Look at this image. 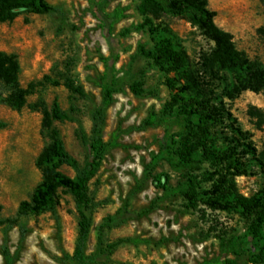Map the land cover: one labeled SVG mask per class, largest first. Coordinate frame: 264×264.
<instances>
[{
  "label": "rangeland",
  "instance_id": "374dc122",
  "mask_svg": "<svg viewBox=\"0 0 264 264\" xmlns=\"http://www.w3.org/2000/svg\"><path fill=\"white\" fill-rule=\"evenodd\" d=\"M55 0L56 13L25 14L11 24L0 25V51L15 55L18 83L34 89L26 106L14 109L9 93L0 94V222L16 217L20 204L29 201L41 182L36 160L52 138L42 128V111L57 100L70 120L53 123L65 150L77 169L63 166L61 172L74 178L87 165L91 153L81 140L80 126L90 142L94 120L101 123L100 139L110 147L88 184L91 219L86 256L92 264H201L220 253V236L244 235L252 221L238 212H214L203 205L191 210L179 196L165 197L154 188L152 177L170 176L173 187L182 181L165 159L175 149L174 137L164 146L165 132L174 122L163 120L161 111L185 82L166 67H159L142 47L153 52L161 39H168L184 55L187 73L201 86L217 110L213 133L222 147L237 139L236 130L247 133L257 151L264 149V127L257 130L250 109L264 115V89L244 92L233 101L225 98L233 78L212 61L214 44L194 27L188 17L163 15L154 22L155 40L148 28L140 30L141 0ZM216 13L215 24L233 37L236 49L250 62L264 67V0H207ZM101 5V6H99ZM107 36L114 41V51ZM118 54L114 77L116 93L110 106H103L101 77L105 67L99 55ZM71 82L84 89L87 99L68 91ZM141 84L143 96L130 90ZM151 113L158 123L144 126ZM250 172L236 180L240 194L249 197L264 188V173L252 162ZM203 187L208 189L209 184ZM79 214L74 198L57 192L53 210L19 219L18 228L0 227V247L17 254L16 264H68L78 239ZM234 258V257H233ZM252 264V256L235 258ZM0 264H4L0 256ZM264 264V263H262Z\"/></svg>",
  "mask_w": 264,
  "mask_h": 264
},
{
  "label": "trees",
  "instance_id": "16d2710c",
  "mask_svg": "<svg viewBox=\"0 0 264 264\" xmlns=\"http://www.w3.org/2000/svg\"><path fill=\"white\" fill-rule=\"evenodd\" d=\"M51 1L55 0H0V25L11 24L25 14L52 15L56 13V9L50 5ZM108 1L103 0L102 5ZM138 12L143 18L140 30L148 28L154 40L157 29L154 22L161 16L188 17L190 23L214 44L212 61L233 78L232 88L224 93L227 100L233 101L244 92L259 94L264 89V67L248 61L236 49L232 35L216 26V13L208 9L207 0H141ZM107 40L110 50L115 52L114 41L109 36ZM138 52L152 59L157 66L166 67L168 74L173 73L185 82L184 87L175 89V79L168 80V88L175 93L160 113L163 120L174 122L172 128L165 132L163 143L167 146V142L175 137L176 148L167 152L165 161L174 173L182 176V181L173 187L170 176L160 173L152 177L154 188L165 197L179 196L191 210H197L199 205H203L214 212H238L243 217L252 218L244 235L224 234L218 237L219 257L201 264H239L235 258L245 254L252 256V264L264 263V188L246 197L239 193L236 185L238 178L249 174L252 162L264 173V149L257 151L250 136L239 129L236 130L237 139L234 143L225 148L219 145L212 131L217 110L210 105L201 86L187 73L184 55L175 50L170 40L161 39L153 52H146L142 47H139ZM98 58L105 67L100 87L103 106L108 107L117 92L114 72L118 54L113 53L109 58L99 55ZM18 73L16 56L0 51V94L9 93L10 105L21 110L26 106L34 86L21 88ZM64 87L81 99L88 98L80 86L66 82ZM130 90L136 96L144 94L141 84L137 82L131 83ZM249 116L254 120L257 130L264 127V115L260 111L250 109ZM70 119V113L62 111L57 100H54L50 110L42 111L41 125L50 133L52 142L41 151L36 160L41 182L30 200L20 204L16 217L1 221L0 227L18 228L23 238L26 229L19 225V219L53 210L57 204V192L65 190L74 198L79 214L77 244L68 264H92L94 260L86 256L92 224L88 184L110 146L100 139L99 122L102 120H94V136L90 142L80 126L82 143L89 149L91 157L85 168L79 170L74 178L64 175L61 167H78L65 150L53 123ZM156 123L157 114L151 113L143 125L152 126ZM204 184H209L210 187L205 189ZM0 256L4 264H16L18 261L17 254H11L6 247H0Z\"/></svg>",
  "mask_w": 264,
  "mask_h": 264
}]
</instances>
